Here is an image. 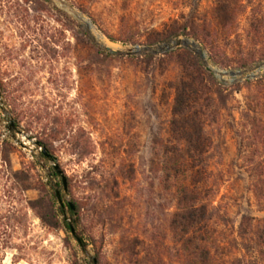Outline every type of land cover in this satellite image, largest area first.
<instances>
[{
    "label": "rangeland",
    "instance_id": "obj_1",
    "mask_svg": "<svg viewBox=\"0 0 264 264\" xmlns=\"http://www.w3.org/2000/svg\"><path fill=\"white\" fill-rule=\"evenodd\" d=\"M115 1L0 0V82L4 90L0 97V191L5 192L0 194V202L12 204L21 221L2 264H86L92 258V246H88L85 257L70 233L60 225L45 226L28 208V204L47 197L46 166L54 165L70 182V192L58 189L61 203L74 199L81 205L82 221L74 228L96 240L103 264H127L123 246L128 239L153 246L149 239L162 215L158 209L162 201L156 176L149 169L151 141L157 134H168L174 97L170 86L180 69L165 60L148 69L123 60L109 71L92 70L79 52L74 35L63 27L62 14L73 25L79 24L96 47L119 51V57H160L179 40V47L207 60L197 42L187 37L152 47L110 42L83 11L104 13L112 33L119 19L111 16V11L116 15L119 11V16L130 15L143 28L161 30L170 20L190 12L193 4L198 5L202 16L208 15L215 0ZM241 1L244 5L259 3L264 10V0ZM246 15L233 22L235 31H222L223 38L232 41L236 33L244 36ZM129 30L135 32L137 27L131 24ZM228 54L235 58L234 52ZM211 68L228 88V104L215 127L221 153L217 169L223 182L214 205L236 228L242 215L264 218V211L259 210L249 191L245 164L239 158L237 123L245 92L233 91V85L241 84L244 77L264 76V60L250 66L251 71L245 74L243 70ZM6 96L12 98L10 107L5 106ZM10 110L17 116L16 121L7 112ZM43 140L52 143L58 157L56 164L46 165L38 158L42 150L39 142ZM115 156L132 166V182L125 181L120 188L126 200L119 214L111 204L115 191L109 187L101 193L103 184L110 182L115 173ZM92 182L101 185L92 187ZM66 218L72 222L68 213Z\"/></svg>",
    "mask_w": 264,
    "mask_h": 264
},
{
    "label": "trees",
    "instance_id": "obj_2",
    "mask_svg": "<svg viewBox=\"0 0 264 264\" xmlns=\"http://www.w3.org/2000/svg\"><path fill=\"white\" fill-rule=\"evenodd\" d=\"M113 2L116 3L115 0ZM193 5L190 12L170 20L161 30L143 28L130 15L125 18L118 15L119 11H116L117 15L111 11V16L119 19L118 27L112 33L110 29L113 27L104 13L89 10L83 13L110 42L152 47L167 40L187 37L197 42L211 67L223 70H246L257 61L264 60V10L259 3L249 2L247 6L241 0H228L226 4L215 0L206 16H202L197 4ZM62 15L63 27L74 35L79 52L84 54L92 70L102 68L109 71L114 63L123 60L144 69L165 60L175 63L180 69L179 76L170 86L174 97L168 134H157L151 141L149 169L156 176L162 201L158 209L162 215L149 239L152 248L136 238L126 241L123 246L126 263L264 264V218L242 215L234 228L226 213L214 205L223 182L222 173L217 169L221 164V153L215 127L228 104L227 86L205 69L197 54L185 48L170 49L160 57L113 56L96 47L79 24L73 25L65 14ZM242 15H246L248 20L244 36L236 33L232 41L223 38L225 34L222 31H235L233 22L236 23ZM131 24L137 27V31L130 32ZM120 27L125 30L118 32ZM228 51L234 52L235 58H230ZM79 67L82 68V63ZM233 87V91L245 92L237 123L239 158L245 164L249 191L259 210L264 211V76L245 79ZM3 94L0 82V97ZM11 101L12 98L6 96L5 106L10 107ZM7 112L14 121L17 120L13 111ZM39 146L42 150L38 158L46 165L48 162L56 164L58 157L52 143L43 140ZM113 159L115 173L111 174L110 182L102 183L101 193L109 187L115 191L111 204L118 208L119 214L126 200L121 196L120 188L123 182H132V166L119 156ZM46 173L49 180L47 197L28 204V208L45 226L55 228L60 225L70 233L85 257H88V246H92L93 256L86 264H103L102 251L96 240L90 235L83 236L84 232L77 233L74 228L81 224L83 208L74 199L71 201L73 208L68 202L60 203L57 193L59 188L64 191L62 181H59L53 166H46ZM66 181V190L70 192L68 178ZM91 185L100 186L101 183L92 182ZM0 194L5 195V192L1 190ZM59 197L62 199L61 194ZM15 211L12 204L0 202V264L6 250L11 249L12 234H16L21 223ZM67 213L72 219L70 223L67 222Z\"/></svg>",
    "mask_w": 264,
    "mask_h": 264
},
{
    "label": "water",
    "instance_id": "obj_3",
    "mask_svg": "<svg viewBox=\"0 0 264 264\" xmlns=\"http://www.w3.org/2000/svg\"><path fill=\"white\" fill-rule=\"evenodd\" d=\"M179 46H180V41L178 40V41L175 43L174 48L179 47ZM106 50L108 51V53H109L110 55H113V56L121 55V53H120L119 51L112 50V49H109V48H107ZM128 55H130V53H129ZM201 60H202V62H203V64H204L205 69H206L207 71H209V72L215 74V70L212 69V68L207 64V60L205 59V57H204L203 55L201 56ZM250 71H251V70H249V69L243 70V74L248 73V72H250ZM244 79H247V78L244 77ZM53 167H54V170L57 172V174L60 176L61 181H62V184H63L64 191H66V179H65V177L63 176L62 171L60 170L59 166H57V165H54ZM57 198H58L59 202L61 203V200H60V197H59V193H57ZM68 204L70 205L71 208H73V207H72V204H71L70 202H68ZM72 234H74V230H73V229H72Z\"/></svg>",
    "mask_w": 264,
    "mask_h": 264
},
{
    "label": "bare ground",
    "instance_id": "obj_4",
    "mask_svg": "<svg viewBox=\"0 0 264 264\" xmlns=\"http://www.w3.org/2000/svg\"><path fill=\"white\" fill-rule=\"evenodd\" d=\"M104 42V41H103Z\"/></svg>",
    "mask_w": 264,
    "mask_h": 264
}]
</instances>
